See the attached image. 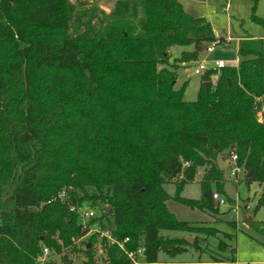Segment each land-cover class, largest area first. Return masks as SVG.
Here are the masks:
<instances>
[{"label": "trees", "instance_id": "16d2710c", "mask_svg": "<svg viewBox=\"0 0 264 264\" xmlns=\"http://www.w3.org/2000/svg\"><path fill=\"white\" fill-rule=\"evenodd\" d=\"M257 2L251 18L264 26ZM227 43L179 0H115L109 12L89 0H0V264H37L44 246L81 252L72 239L89 229L70 205L90 201L110 206L114 225L102 215L101 227L128 237L127 250L142 247L144 264L217 236L167 202L218 214L214 189L227 199L220 155L237 154L246 182L264 184V38L244 36L237 66L201 75L196 100L184 99L186 83L177 87L203 44ZM176 45L194 49L170 62ZM200 168L201 197L182 196ZM218 249L232 257L211 264L236 263L225 237ZM85 252L87 264H134L116 245ZM68 255L46 264H72Z\"/></svg>", "mask_w": 264, "mask_h": 264}, {"label": "rangeland", "instance_id": "374dc122", "mask_svg": "<svg viewBox=\"0 0 264 264\" xmlns=\"http://www.w3.org/2000/svg\"><path fill=\"white\" fill-rule=\"evenodd\" d=\"M74 1V0H73ZM97 1V4L109 12L115 0H89ZM184 9L194 15L207 18L216 32L221 37L226 38L230 42L227 44H219L213 46V51L208 52L202 50L198 60L184 64V66H192L196 62H206L212 65L216 60H222L226 66H236L238 60V36L246 32L252 34H264V26L252 20L253 0H179ZM256 15L264 19V0H258L256 7ZM193 45L173 46L170 50V62L181 56L183 51L192 50ZM188 69V70H187ZM181 67L179 69V81L177 87L186 83L184 99L186 101H194L197 99V93L201 85V75L194 74L190 68ZM191 69V70H190ZM217 75H213L211 81L213 85L216 83ZM218 166L223 171L226 178V196L227 203L220 205V212L212 213L207 210L190 208L180 202L170 199L167 202L168 208L181 221H187L194 224L206 225L214 227L218 230L217 236H211L206 241H201V248H189L187 251L176 256H170L165 252L159 253L160 264H211L214 257L223 260H230L232 252L228 249L223 252L218 249L220 239H224L230 246L236 249V263L227 262L228 264H264V234L262 232V222L264 221V203L260 204V199L264 194V184L257 181L246 182L245 169L241 166V172L238 176L231 177V171L235 164L228 155H220L217 159ZM204 176V168H200L196 179L188 183L181 195L188 198L198 199L201 197L200 181ZM165 189L169 194L174 195L176 191L175 183H167ZM92 192V190H90ZM214 191H216L214 189ZM217 192V191H216ZM81 195V194H80ZM216 204V203H215ZM216 206H218L216 204ZM88 211H95V216L84 221L90 228L97 230L101 228L102 215L106 218L104 222L113 227V217L107 209L110 207L105 202L96 201L86 202L82 206ZM250 220H246V219ZM162 234L171 238H186L190 243H194L195 238L188 236L182 231L163 230ZM228 237H227V236ZM89 236L77 243V247L81 252H76V262L72 264H87L85 246L88 244ZM90 242V241H89ZM100 249V248H98ZM96 249V254L99 255ZM63 250V253L72 252ZM73 254V253H72ZM96 255V256H97ZM70 256V255H68ZM57 262L60 258H54ZM62 263V260H61ZM99 264H106L99 260Z\"/></svg>", "mask_w": 264, "mask_h": 264}, {"label": "built area", "instance_id": "2783aa9c", "mask_svg": "<svg viewBox=\"0 0 264 264\" xmlns=\"http://www.w3.org/2000/svg\"><path fill=\"white\" fill-rule=\"evenodd\" d=\"M213 46L214 44H210L207 45L206 51L208 52H212L213 51ZM192 69V71L194 72V74H198V75H203L206 71L210 70V69H215V68H223L226 67V63L222 60H216L213 62L212 65H208L206 62H196L194 65L192 66H186V68H190ZM190 69V70H191ZM188 70V69H187ZM259 117L261 120V113H259ZM231 159L233 161V163L235 164V166L233 167L232 171H231V177H237L238 173L241 172V166L238 165V156L237 154H233L231 156ZM59 197L64 201L67 202L69 200V197L67 195L66 191H63ZM213 200L217 205H225L227 203V199L225 197H223L222 195H220L218 192L214 191L213 192ZM70 210L71 211H75L78 213L79 218L81 220V223L83 225L84 228H88V233L86 236H83L82 238L79 239H75L73 238L72 241L74 244L77 245L78 242H80L81 240H84L85 238H87L90 235H95L96 236V242H94L93 244L91 242L88 241V244L85 246L86 248H89L93 246L94 249H98L97 252L99 255L103 253L104 251V246L108 245V246H118L119 248H121L125 254L130 258V260L134 263V264H144L140 259L144 256V249L142 247L138 248L136 251H130L126 249V243L129 241V238H125L123 240L118 239L115 235H114V230L112 227L110 226H105V227H101L100 229L94 230L92 228L89 227V225H86L84 223V221L88 218H91L93 216H95V211L91 210L88 211L83 207H77L75 205H70ZM68 250V249H64ZM70 252V251H69ZM65 255V253L63 252H58L55 248H50L48 246H44L42 249L41 254L38 256L37 258V264H46L48 261L50 260H55L54 258H60V261H58V263H61L62 260V256ZM69 258L73 261L76 262V258H75V254L71 253L69 254Z\"/></svg>", "mask_w": 264, "mask_h": 264}, {"label": "crops", "instance_id": "0c3cea01", "mask_svg": "<svg viewBox=\"0 0 264 264\" xmlns=\"http://www.w3.org/2000/svg\"><path fill=\"white\" fill-rule=\"evenodd\" d=\"M215 35L217 36V37H221L220 35H218L216 32H215ZM247 35H250V36H253V37H256V38H264V34L263 33H260V34H252V33H248V32H246L245 34H243V35H241V36H238L237 37V39H238V47H239V42H240V40L244 37V36H247ZM224 38V37H223ZM226 39V38H225ZM229 41V40H228ZM230 42V41H229ZM193 49H194V45H193ZM192 49V50H193ZM202 50H204V49H202ZM238 63H239V57H238V60H237V65H238ZM236 65V66H237ZM183 67H185L186 68V66H183ZM187 69V68H186ZM179 81V77H178V80H177V82Z\"/></svg>", "mask_w": 264, "mask_h": 264}, {"label": "water", "instance_id": "95a60500", "mask_svg": "<svg viewBox=\"0 0 264 264\" xmlns=\"http://www.w3.org/2000/svg\"><path fill=\"white\" fill-rule=\"evenodd\" d=\"M201 47H202V49L206 50V48H207V44H203ZM205 85H206V87H208V83H207V82L205 83ZM251 176H252V172H250V173L248 174V177H251ZM109 210H110V207L107 209L106 212L108 213ZM191 238H192V237H189V241H191ZM89 247H90V246H89Z\"/></svg>", "mask_w": 264, "mask_h": 264}]
</instances>
